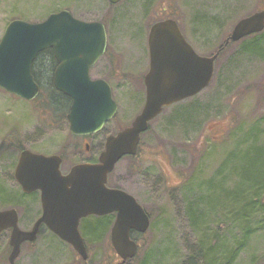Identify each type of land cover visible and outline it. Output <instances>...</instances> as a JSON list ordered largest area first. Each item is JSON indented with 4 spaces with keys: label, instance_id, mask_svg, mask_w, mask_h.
<instances>
[{
    "label": "rangeland",
    "instance_id": "rangeland-1",
    "mask_svg": "<svg viewBox=\"0 0 264 264\" xmlns=\"http://www.w3.org/2000/svg\"><path fill=\"white\" fill-rule=\"evenodd\" d=\"M67 2L0 0V39L11 21L40 23ZM80 5L91 20L106 25L109 58L101 59L90 76L108 80L117 114L96 136L80 139L43 101H23L0 90V211L15 209L22 231L31 229L40 207L37 195L23 197L14 179L20 151L59 155L66 173L86 157L84 143L96 152L108 136L129 126L144 103L147 36L156 17L176 18L196 54L210 57L239 20L264 9V0H125L116 6L87 0ZM252 39L228 46L215 63L210 85L164 109L142 135L136 156L122 159L110 174L109 188L131 195L149 214L150 229L132 235L138 245L134 264H207L210 246L212 264H264V210L241 224L224 208L232 194L222 193L235 184L233 169L243 180L264 183V139L244 153L255 141L244 137L264 128V42L247 43ZM110 62L118 68L114 79L107 75L112 74ZM49 77L40 75L42 85ZM194 210L196 224L190 216ZM112 224L106 231L105 222L95 217L80 224L84 237H101L99 243H87L89 264L120 263L110 245ZM9 238V231L0 234V264H8ZM15 264L83 263L42 230L35 243L22 245Z\"/></svg>",
    "mask_w": 264,
    "mask_h": 264
},
{
    "label": "water",
    "instance_id": "water-1",
    "mask_svg": "<svg viewBox=\"0 0 264 264\" xmlns=\"http://www.w3.org/2000/svg\"><path fill=\"white\" fill-rule=\"evenodd\" d=\"M108 1L116 4L122 0ZM263 31L264 9L239 20L224 47ZM147 45L150 63L144 77L143 109L129 128L107 138L98 164L77 165L62 175L60 157L28 150L19 153L14 179L24 194L40 193L42 215L30 231H22L15 209L0 211V233L10 231L8 264H15L23 243L36 240L41 225L85 261L88 255L78 231L80 220L111 214L115 215L110 230L113 251L123 263L135 257L138 246L130 234H145L150 219L131 195L107 187L108 175L124 157L136 155L140 136L164 109L197 96L209 86L219 55L196 54L172 20L154 24ZM105 49L102 24L81 22L66 11L40 23L13 20L0 39V90L23 101H34L40 87L32 74L33 63L40 53L52 50L57 61L53 88L71 101L66 116L70 133H97L117 112L107 83L89 77L90 68Z\"/></svg>",
    "mask_w": 264,
    "mask_h": 264
},
{
    "label": "trees",
    "instance_id": "trees-1",
    "mask_svg": "<svg viewBox=\"0 0 264 264\" xmlns=\"http://www.w3.org/2000/svg\"><path fill=\"white\" fill-rule=\"evenodd\" d=\"M251 37L253 39L251 41H248L247 43L253 42L256 44H262V42H264V34L262 33L253 35ZM230 45H233V44L230 43L226 47H224V44H223L221 47H219L218 50L214 52V54L218 52L219 53L218 58H219L220 55ZM258 54L262 55L260 52ZM49 56H50L49 51L42 52L41 54L38 55L32 67V74L34 76L36 83L40 87V94L36 100L39 101L40 103L43 101L42 104L44 105L46 110L50 112L52 111L55 112V114L58 115L62 121H65L66 116L69 111V107H70V100L66 98L65 96H63L62 94L55 91L53 88L51 70H50V65H49ZM40 75L46 76V77L50 75V77L47 80L48 81L47 86L42 85L41 80H40ZM257 128L258 129H257L256 134L248 135L244 137L245 139L249 137L255 139V141L251 143L250 147L246 149L244 153L248 152L249 149H251L252 147H257L262 143L263 141L262 139H264L263 138L264 128H260V127H257ZM242 154H239V155H242ZM218 171L219 173H221L223 170H218ZM232 176L236 178L234 186L227 191H222V193L225 192V194L227 193L232 194L231 203H228V201L226 200L224 208L229 209V210L231 209L232 216L237 217V219L240 220L239 223L242 224V222L245 219H247V217L252 216L257 211L264 210V183H260V182L257 183L256 181H253L250 179L243 180L234 169L232 170ZM195 213H196V210L192 211L190 213V216H191L192 221L196 224V221L194 218ZM113 217L114 215H108V216L98 218L99 220H102L103 223L105 222V225H103L105 231L111 225V222L113 221ZM247 235H248V230L245 232V236L243 237V239H246ZM211 245H213V243ZM240 245L241 243L239 244V247ZM210 247L209 249L211 250ZM210 250L208 251V253H210ZM208 253L206 254L208 256L207 264H212V259L210 257L211 254H208ZM111 257L112 256H109V258ZM227 258L228 260L231 261L232 256L227 255ZM115 262L116 261H114V264H134L135 258L131 260H127L124 263H115ZM141 264H144V262H142Z\"/></svg>",
    "mask_w": 264,
    "mask_h": 264
},
{
    "label": "flooded vegetation",
    "instance_id": "flooded-vegetation-1",
    "mask_svg": "<svg viewBox=\"0 0 264 264\" xmlns=\"http://www.w3.org/2000/svg\"><path fill=\"white\" fill-rule=\"evenodd\" d=\"M84 1H87V0H70V2L68 3L67 2V5H65L64 7H60V9L59 10H57V11H53V12H51L48 16H50V15H52V14H57V13H60V12H62V11H66V12H68V13H70L71 14V16L73 17V18H75L76 20H79V21H81V22H84V23H100V24H102L103 25V27H104V30H105V33H106V49H105V52H104V54L96 61V63L90 68V70H89V77H90V79L92 80V81H98V80H102V81H104V82H106L107 83V85L110 87V90H111V86H110V84H109V82H108V80H105L104 78H100V77H97V79H92L91 78V76H90V73L91 72H93L94 70H95V68H96V65L99 63V61L101 60V59H106V60H108V54H109V49H108V47H107V30H106V25L101 21V20H91V18H90V16H92V14L89 12V11H87L85 8H83V6L82 5H80L81 4V2H84ZM103 1H105V2H107L110 6H116V5H118V4H120V3H122V2H124L125 0H122V1H120V2H118V3H116V4H111L108 0H103ZM75 9V10H73V9ZM84 9H85V11H84ZM47 16V17H48ZM85 16H88V18H86ZM46 17V18H47ZM160 17V16H159ZM45 18V19H46ZM166 20H172V21H174V22H176V24H177V26H178V28H179V30H180V32H181V34H182V36L184 37V32H183V30H182V27H181V25H180V22L176 19V18H173V17H168V16H165V17H160V18H158V17H156V19H155V21H154V23L150 26V28H149V32H150V29H151V27L154 25V24H156V23H158V22H162V21H166ZM149 32H148V35H149ZM147 38H148V36H147ZM147 48H148V45H147ZM49 51V53H50V56H49V65H50V70H51V77H52V81H53V76H54V72H55V70H56V68H57V61H56V58L54 57V55H53V52H52V50H48ZM148 59H149V49H148ZM149 63H150V59H149ZM149 63H148V70H147V73H148V71H149ZM108 66H109V71H111L112 70V74H110V72L107 74L109 77H111L112 79H114L115 78V75L117 74V71H116V69L118 70V68H116L115 66H113V63L112 62H110L109 64H108ZM113 69H112V68ZM146 73V74H147ZM145 74V75H146ZM145 75L143 76V86H144V77H145ZM111 94H112V91H111ZM144 94H145V89H144ZM67 98V97H66ZM70 100V99H69ZM144 102H145V98H144ZM116 103V102H115ZM70 105H71V101H70ZM117 105V104H116ZM143 106H144V103H143ZM70 108V107H69ZM142 109H143V107H142ZM117 110H118V106H117ZM142 111V110H141ZM141 113V112H140ZM139 113V114H140ZM116 114H117V112H116ZM116 116V115H115ZM137 117V116H136ZM135 117V118H136ZM115 118V117H114ZM114 120V119H113ZM135 120V119H134ZM133 120V121H134ZM133 122H131V124H132ZM131 124L129 125V126H127V127H125V128H122V129H120L115 135H117L119 132H121L122 130H124V129H126V128H129L130 126H131ZM104 128V127H103ZM103 128H102V130H103ZM102 130H100L99 132H97V133H94V134H91V135H87V136H75V135H72L71 133V135L72 136H74V137H78V138H80V139H87V138H89V137H93V136H96L98 133H100ZM109 137V136H108ZM107 137V138H108ZM107 138L105 139V141H104V143H103V145H102V147H101V150L99 149L98 150V147L96 148V152L94 151V149H93V151L95 152H93L92 150H91V148L90 147H92V145H90L89 143H84V145H83V151L85 152V155H86V157L84 158V160L83 161H81L80 163H78V164H76V165H74V166H72L66 173H62V175H66L67 173H69V171L73 168V167H75V166H77V165H82V164H88V165H96V164H98L99 163V159H100V156H101V154L103 153V151L105 150V144H106V140H107ZM140 145V144H139ZM92 148H94V147H92ZM139 148V147H138ZM21 152V151H20ZM137 152H138V149H137ZM36 154V153H35ZM58 157H60V159H61V165H60V171H61V166H62V164H63V157H61V156H59L58 155ZM125 158H129V157H125ZM108 178H109V176H108ZM107 187H109L108 186V181H107ZM120 190V189H119ZM123 191V190H122ZM22 192V191H21ZM29 195H37V198H38V202H39V207H40V214H39V217L35 220V222L38 220V219H40L41 218V215H42V205H41V201H40V193L39 192H34V193H31V194H28L27 196H29ZM22 196L24 197V196H26L24 193H22ZM114 215V214H113ZM149 215V214H148ZM96 218V219H98V218H101V217H96V216H89V217H86V218H84V219H81L80 220V222H79V225H78V231H79V227H80V224L81 223H83L85 220H87V219H89V218ZM150 219V218H149ZM114 220H115V215H114V217H113V223H114ZM35 222L33 223V225L35 224ZM33 225H32V227H33ZM32 227H31V229H32ZM30 229V230H31ZM30 230H28V231H30ZM42 230H46V231H48V229L44 226V225H41L40 226V228H39V232H38V234H37V237H36V240L34 241V242H32V243H29V242H25V243H23L22 245H31V244H33V243H35L36 241H37V239H38V235L40 234V232L42 231ZM49 232V231H48ZM79 234H80V232H79ZM49 235H50V237L53 239V240H55L57 243H59V244H62V245H64V246H67L68 248H70L73 252H74V250L69 246V245H67L66 243H64V242H62V241H60L55 235H53L52 233H50L49 232ZM132 235H136V233L135 232H131V236L130 237H132ZM80 236H81V238H82V240H83V243H84V245H85V248H86V251H87V246H88V242L90 241H97L98 243L100 242V238L99 237H97V238H92L91 236H89L90 237V239L87 237V235L84 237L83 235H81L80 234ZM89 239V240H88ZM74 254H75V256H76V258L77 259H80V261L83 263V264H89L90 263V260H89V254H88V251H87V255H88V258H87V260H82L81 258H80V256L79 255H77L75 252H74Z\"/></svg>",
    "mask_w": 264,
    "mask_h": 264
}]
</instances>
